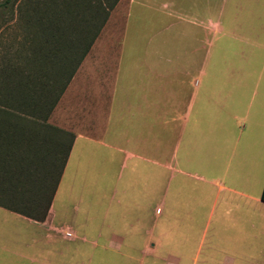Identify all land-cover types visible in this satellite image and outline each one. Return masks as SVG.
Returning <instances> with one entry per match:
<instances>
[{
	"label": "rangeland",
	"instance_id": "obj_1",
	"mask_svg": "<svg viewBox=\"0 0 264 264\" xmlns=\"http://www.w3.org/2000/svg\"><path fill=\"white\" fill-rule=\"evenodd\" d=\"M200 1L181 0L183 9L176 15L185 20L196 21L197 14L192 4H200ZM3 2L5 0H0V4ZM129 3L130 0H12L7 7H0V90L6 87L17 88L12 82V77L5 78V70H16L15 76H20L16 77V80L37 79L36 94L29 93L28 96L31 98L27 101L37 105L35 108H39L42 113L30 112L20 117L23 123H27L28 126L30 124L32 129L36 125L40 127L43 136L35 145L38 147L42 145L39 149L45 156V164H49L48 160L52 156L56 157V163L52 166L56 173L62 169L66 148L69 145L73 148L78 134L98 138L100 130L106 127V124L100 120H104L109 110L101 107L110 101ZM220 3V6L224 7L223 11L219 16L215 14L213 22L221 23L223 31L216 36L206 35L204 64L206 75L201 96L205 95L206 102L211 100L221 103L222 106L213 109L209 103L202 110L199 109L201 105L198 102L189 121L185 123L186 129L182 122L180 125H174V134L179 131L174 146L185 130L180 154L185 146L195 145L197 135L199 142L204 138L203 146L197 149L204 155L203 161L195 160L182 167V170L191 177L182 178L177 175L169 197L170 200H174L172 206L168 205V209L172 207L175 226H180V230L181 227L187 226L186 231L189 232L186 247L182 246L184 256L181 264H224L225 257L230 256L227 250L229 242L232 241L228 236L229 222L227 219L221 221V214L227 213V210L222 209L221 205L215 207L217 188L204 185L205 183L196 178L204 177L208 182H216V179L220 178L223 183L229 185L228 178L221 177V167H218L217 163H215L217 167H214L213 149L222 151L228 149L236 136L240 140L239 148L242 155H249L251 145L248 143L247 135L255 131L257 120L264 118V0H220ZM198 19L200 21V17ZM149 21L154 24L151 19ZM176 21L177 19L174 18L173 22ZM102 24H104L103 28L90 53L67 84L60 100L50 113L49 105L62 90V80H60L62 66L58 59L63 57L61 53H65V51L60 53L59 48L62 47H56L55 42H52L56 30H59L63 43L71 42V49L73 43L84 37L82 33L86 28L94 29ZM159 27L158 22L156 27L138 30L142 35L139 39L146 42L151 34L162 31ZM180 32L177 30L172 34L170 31L169 40L176 38L175 34ZM136 33L134 30L133 35ZM31 80L29 82L34 84ZM229 88L232 89L231 95ZM6 103L15 104V101L0 97V106ZM201 115L205 117L206 124L202 127L198 126L201 132H197L195 119ZM48 126H52L54 130H49ZM157 133L159 137L165 135L160 125ZM28 135L31 136L30 130L22 134L24 137ZM59 140L63 141L62 146L59 145ZM160 148L164 149L163 139L158 140V152ZM188 158L195 159L192 152L188 153ZM83 175L88 180L87 188L83 176L81 175V178L77 176L76 171L71 167L63 179L57 198L59 206L67 208L71 216L76 215L71 226L78 235V240L70 245L59 243L62 249L61 262L68 258L65 248H70L71 253L76 250L78 264L81 262H84L83 264H164V176H161L159 181L155 230L151 222L152 234L141 239L126 238L127 251H120L118 246L121 241L114 238H108V241H103L102 248L100 246L96 248V245L91 243L94 239L86 234L83 228L86 221L100 220L106 209V206L101 205L100 173L92 171ZM109 175L113 178L115 174L109 173ZM180 182L183 183V192L178 188ZM38 185L39 181L31 186L27 196H32L33 193L36 195ZM202 190L205 191V195L203 203H200ZM182 197L186 200V207L183 206V209L180 201L179 204L176 203L177 198ZM227 197H230L229 193H222L221 202ZM113 207L114 210L119 209L118 211L123 209L118 206L117 201L113 203ZM153 213L154 211L150 215L153 216ZM12 219L0 222V242L5 244V250H0V264H34L39 261L37 256L39 250L36 246L39 243L42 246L45 244L40 241L36 228L25 221ZM253 224L254 229L250 230L251 238L247 244L253 249L251 259L252 256H257V252L264 250L263 221L260 219L256 227L254 219ZM84 239L88 242H84ZM28 245L31 248H28ZM168 248L176 251V243H169ZM175 254L181 256L180 253ZM54 262L58 263L56 259Z\"/></svg>",
	"mask_w": 264,
	"mask_h": 264
},
{
	"label": "crops",
	"instance_id": "obj_2",
	"mask_svg": "<svg viewBox=\"0 0 264 264\" xmlns=\"http://www.w3.org/2000/svg\"><path fill=\"white\" fill-rule=\"evenodd\" d=\"M185 1L188 0H183ZM183 2L130 0L110 101L101 107L109 110L104 120H100L106 127L100 130L98 138L84 134L76 136L46 220L36 222L0 207L3 211L0 212V222L14 217L12 220L25 221L39 232L40 241L45 246L40 243L36 246L39 250V261L34 264H78L77 252L74 250L71 253L70 248H65L68 258L62 263V249L59 246V243L70 245L78 240V235L71 226L76 215L71 216L67 208L57 204L63 179L71 167L77 176H83L85 188L89 184L83 174L92 171L100 173L101 205L106 206V209L100 220L86 221L83 228L86 234L94 239L91 243L95 244L96 248H102L103 241L114 238L121 241L118 246L120 251H127L126 238L141 239L152 234L151 222L155 230L159 181L160 177L164 176V264H181L184 256L182 246L186 247L189 232L186 231L187 226L181 227V230L180 226H175L172 207L168 209V205L172 206L174 200L169 197L177 175L182 178L191 177L182 167L195 160L203 161L204 155L197 149L203 146L204 138L199 142L197 135L195 145L185 146L180 154L185 130L174 146V140L179 134V131L174 134V125H180L182 122L186 129L185 123L189 121L198 102L201 105L198 108L202 110L209 103L213 109L222 106L221 103L211 100L206 102L205 95L201 96V88L206 75V35L216 36L223 31L221 23L213 22V19L215 14L219 16L224 8L220 6V0H201L200 4H192L197 14L196 21H189L176 15L183 9ZM174 18L177 19L175 23ZM149 19L154 24H151ZM155 22H159L162 31L151 34L150 39L142 42L139 39L142 35L138 30L156 27ZM134 30L137 33L133 35ZM177 30L181 32L175 34L176 38L169 40V32L174 34ZM235 91L234 79V94ZM231 92L232 89L229 88V94ZM95 102L93 104L98 106ZM195 120L197 132H201L198 126H204L206 119L201 115ZM257 122L255 131L247 135L251 145L249 155H242L240 140L236 136L228 149H213L214 167L215 163L221 167V177H227L229 185L223 183L220 178L216 179V182H208L204 177L196 178L205 183L204 185L217 188L215 207L221 205L222 209L227 210V213L221 214V221L228 220V236L232 241L227 248L230 256L225 257L224 264H264V250L257 252L259 257L252 256L251 259L253 249L247 246L251 238L250 230L254 229L253 220L255 219V226L258 227L261 219L264 228V118L261 117ZM158 125L163 127L164 137H159ZM159 139L164 140V149L160 148L158 152ZM189 152H192L195 159L188 158ZM109 173L115 174L113 178ZM178 188L183 192V183ZM200 193V203H203L205 191ZM222 193H229L230 197L221 202ZM115 201L120 208L123 207L122 210H114ZM179 201L182 209L183 206L186 207L185 198H177L176 203L179 204ZM152 211L153 216L150 215ZM69 232L72 237L67 236ZM84 242L88 240L84 239ZM169 243H176V251L180 252L169 249ZM149 244L152 246V242ZM27 247L31 248L30 245ZM0 250H5V244L2 242ZM175 253H180L181 256ZM55 259L58 263L54 262Z\"/></svg>",
	"mask_w": 264,
	"mask_h": 264
},
{
	"label": "trees",
	"instance_id": "obj_3",
	"mask_svg": "<svg viewBox=\"0 0 264 264\" xmlns=\"http://www.w3.org/2000/svg\"><path fill=\"white\" fill-rule=\"evenodd\" d=\"M11 1L5 0L0 4V7H7ZM103 25L94 29L86 28L82 33L84 37L73 43L71 49V42L69 41L70 44L63 43L59 30H56L52 42H55L56 47H62L59 48L60 53L64 51L65 53H61L63 57L58 59L62 66L60 67L62 90L53 103L49 105L50 113L60 100L67 84L90 53ZM15 71L5 70V78L12 77V82L17 85V88L6 87L0 90V97L15 101V104L6 103L0 106V207L36 222H44L51 209L72 146L69 145L66 148L65 160L60 171L56 173L52 168L56 163L55 156L48 160L49 164H45V156L42 155V151L39 149L42 145L40 147L35 145L43 136L40 127L36 125L32 129L31 125L24 124L21 118L22 115L30 112L42 113L39 108H35L37 105L27 101L31 98L28 96L29 93L36 94L37 79L25 81L22 78L16 80V77L20 76H15ZM29 80L34 84L30 83ZM48 128L54 130L52 126H48ZM28 130H30L31 136H22ZM58 143L60 146L63 145L62 140H59ZM37 181H39L37 194L33 193L32 196H27L32 188L31 186ZM262 200L264 201V194Z\"/></svg>",
	"mask_w": 264,
	"mask_h": 264
},
{
	"label": "built area",
	"instance_id": "obj_4",
	"mask_svg": "<svg viewBox=\"0 0 264 264\" xmlns=\"http://www.w3.org/2000/svg\"><path fill=\"white\" fill-rule=\"evenodd\" d=\"M67 236H68V237H72V233H70V232L67 233Z\"/></svg>",
	"mask_w": 264,
	"mask_h": 264
}]
</instances>
